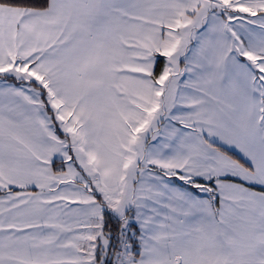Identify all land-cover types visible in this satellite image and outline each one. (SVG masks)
<instances>
[{"label":"snow or ice","instance_id":"obj_1","mask_svg":"<svg viewBox=\"0 0 264 264\" xmlns=\"http://www.w3.org/2000/svg\"><path fill=\"white\" fill-rule=\"evenodd\" d=\"M0 264H264V0H0Z\"/></svg>","mask_w":264,"mask_h":264}]
</instances>
